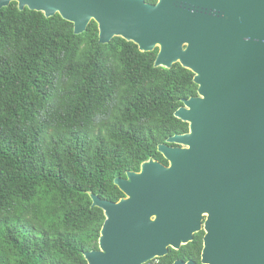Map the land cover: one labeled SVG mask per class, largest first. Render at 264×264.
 <instances>
[{"label": "trees", "instance_id": "16d2710c", "mask_svg": "<svg viewBox=\"0 0 264 264\" xmlns=\"http://www.w3.org/2000/svg\"><path fill=\"white\" fill-rule=\"evenodd\" d=\"M157 55L101 44L95 22L76 35L60 15L0 8V264H88L105 222L90 194L118 202L117 178L168 164L158 147L189 132L175 113L198 86ZM201 250L197 235L160 261Z\"/></svg>", "mask_w": 264, "mask_h": 264}, {"label": "water", "instance_id": "95a60500", "mask_svg": "<svg viewBox=\"0 0 264 264\" xmlns=\"http://www.w3.org/2000/svg\"><path fill=\"white\" fill-rule=\"evenodd\" d=\"M13 3L60 15L76 35L95 22L101 44L122 38L158 50L156 68L179 64L198 86L175 113L189 132L158 147L169 166L151 159L117 178L119 202L90 194L105 222L87 263L148 264L193 242L206 218L201 264H261L264 0H0V8Z\"/></svg>", "mask_w": 264, "mask_h": 264}, {"label": "flooded vegetation", "instance_id": "af4514ba", "mask_svg": "<svg viewBox=\"0 0 264 264\" xmlns=\"http://www.w3.org/2000/svg\"><path fill=\"white\" fill-rule=\"evenodd\" d=\"M165 165V164H164ZM165 166H169V163L168 164H166ZM140 170H141V168H140ZM140 172V171H139ZM139 172H136V173H139ZM128 173V172H127ZM121 179H126V177H124V178H121ZM119 189V188H118ZM123 194V193H122ZM124 195V194H123ZM246 197H248L247 195H245ZM126 196L124 195V197L123 198H125ZM123 198H121V199H123ZM120 199V200H121ZM119 200V201H120ZM118 201V202H119ZM254 202H256L257 203V210H258V212H259V224H260V230H261V232H262V242H261V244H260V247H261V250H262V255L264 256V240H263V236H264V203L263 202H260L259 203V198H257L256 200L254 199ZM261 203H262V205H261ZM205 221H206V218L204 219V221H203V223H202V228H201V231L199 232V233H197V234H195L194 235V238H195V236H197V235H201V237H202V250H201V254H200V264H201V255H202V251H203V248H204V237H205V234H206V231H205ZM194 241V240H193ZM182 249V248H181ZM180 249V250H181ZM180 250H174V249H172V248H169V252L167 253V255L165 256V257H163V258H160V259H157V261H158V264H161V259H165L167 256H169L170 254H172V253H174V252H178V251H180ZM173 251V252H172ZM173 257L171 258V259H174L175 258V254H173L172 255ZM177 261H184V260H182V259H178V258H175L174 259V261L171 263V264H174L175 262H177ZM190 261H193V260H190ZM167 262V261H166ZM185 262V261H184ZM187 262H189V261H187ZM195 263H197L196 261H194ZM167 264V263H166ZM198 264V263H197ZM261 264H264V259H262V261H261Z\"/></svg>", "mask_w": 264, "mask_h": 264}, {"label": "built area", "instance_id": "2783aa9c", "mask_svg": "<svg viewBox=\"0 0 264 264\" xmlns=\"http://www.w3.org/2000/svg\"><path fill=\"white\" fill-rule=\"evenodd\" d=\"M148 264H158V261L154 260V261L149 262Z\"/></svg>", "mask_w": 264, "mask_h": 264}]
</instances>
